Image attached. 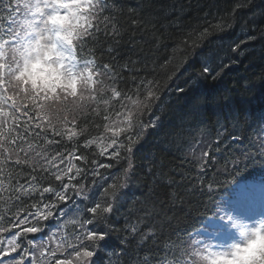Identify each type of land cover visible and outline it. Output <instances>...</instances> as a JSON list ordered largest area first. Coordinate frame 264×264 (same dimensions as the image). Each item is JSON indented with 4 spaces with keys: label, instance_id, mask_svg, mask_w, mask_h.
I'll return each instance as SVG.
<instances>
[{
    "label": "snow or ice",
    "instance_id": "snow-or-ice-1",
    "mask_svg": "<svg viewBox=\"0 0 264 264\" xmlns=\"http://www.w3.org/2000/svg\"><path fill=\"white\" fill-rule=\"evenodd\" d=\"M0 4L9 11L13 8L9 0ZM247 6L246 0H233L228 14L216 24L206 21L189 32L179 15L159 23L160 17L147 10L153 7L151 0L135 5L129 0H25L28 11L22 23L14 27L11 19L7 25L0 23V264H124L120 245L104 251L112 240L106 239L103 228L97 231L94 222L112 214L118 197L132 183L139 146L150 130L162 126L160 102L176 77L177 53L187 57L197 47L196 31L204 40L213 31L230 29L236 14ZM137 30L139 39H135ZM45 34L47 44L42 43ZM168 41L174 43L170 46ZM125 43L131 49L126 55L120 50ZM244 43L237 42L231 52L243 55ZM57 47L62 48L61 55L68 51L73 58L68 75L55 85L36 86L32 70ZM169 47L170 54H163ZM234 63L231 57L227 62L223 56L214 59L211 52L192 62L187 90L176 89L181 96L188 94L185 109L166 133L173 143L165 148L187 147L181 163L197 170V179L207 184L210 193L213 185L224 184L217 177L228 173L226 162L205 180L207 169L218 163L211 153L220 151L222 144L239 147L255 131V108L239 101L216 108L209 103L215 91L205 85L218 81ZM260 108L256 123L262 131L255 155L264 157V102ZM252 157L253 153L240 150L230 163L237 169ZM157 167L149 162L145 171L152 174ZM106 173L108 180L93 193ZM175 183L174 176L156 172L141 194L142 216L124 226L130 234L155 209L161 185ZM74 195L85 203L86 215L65 220L46 243H34L29 237L41 231V222ZM176 198L174 191L167 197ZM149 240L160 244L163 255L147 252L133 264H174L169 254L176 255L175 241L162 238L154 227L145 229L138 243ZM126 243L127 237L120 241ZM250 244L251 240L236 245L230 256L212 254L206 259L210 264L216 260L234 264ZM98 252L103 258H97ZM262 262L264 253L254 264Z\"/></svg>",
    "mask_w": 264,
    "mask_h": 264
},
{
    "label": "trees",
    "instance_id": "trees-1",
    "mask_svg": "<svg viewBox=\"0 0 264 264\" xmlns=\"http://www.w3.org/2000/svg\"><path fill=\"white\" fill-rule=\"evenodd\" d=\"M138 2L140 0H129L132 5ZM232 3L233 0H151L153 7L147 10L160 17L159 23H166L167 20L179 15L183 21L184 31L189 32L202 28L206 21L216 24L221 17L228 14V9ZM246 3L248 6L242 8L236 14V19L230 29L213 31L204 40L198 39L199 31H196L194 39H197V47L190 49L187 57L177 53L176 63L179 66L176 68V77L170 85L171 90L165 93L160 102L159 114L162 117V126L156 130H150L148 136L139 146L137 150L139 163L133 174L132 183L118 197L112 214L107 220L101 219L94 222L97 231L103 228L108 233L106 239L114 240L110 242L111 247L106 248L104 251L107 249L112 251L116 244L120 245L124 264H133V261L138 260L147 252L163 255V250L158 242L154 243L149 240L148 242L138 243L140 234L145 229L154 227L162 238H171L174 241L180 235V232L190 229L203 215L211 211L212 202L227 189L230 183L262 170L260 168L261 164H264V157L256 156L255 153L259 145L260 132L257 134V131L261 128L256 121L262 110L260 104L264 102V15H262L264 13V1L246 0ZM248 20L252 21V27L256 31L247 26ZM169 31L176 35L175 29L170 28ZM246 32V36L242 38L241 35ZM259 32H262V34ZM248 37H251V39H248ZM139 38V30H137L135 39ZM100 39L103 42L105 38L101 36ZM124 39L130 41L131 37L125 36ZM237 39L246 40L241 50L243 55L232 53L230 49L227 50L226 54L223 51L214 52L215 46H221L225 43L232 44ZM168 43L171 46L174 42L168 41ZM120 50L125 55L131 51L128 43L122 44ZM161 51L163 52V49ZM170 52L171 47H169L168 52L163 54L167 55ZM209 52L213 54L214 59L222 55L226 62L229 57L236 61L225 70L218 81H208L205 85V87L215 91L209 101L213 108L239 101L246 108H255L256 110V116H252L255 131L252 133L250 140L245 141L239 147L232 144H222L220 151L211 153L212 156L219 153V156L216 155L215 158L218 163L207 169L205 180L211 179L215 175V167L228 162V173L217 177L224 184L213 185L214 190L211 193L208 191L207 184L201 185L197 179V170L187 162L181 163L184 160L187 147L181 149V151H176L174 148H165V144L173 143L172 137L166 135V133L178 121L185 109L188 98V94L181 96L176 89L184 87L187 90L186 81L189 79V72L192 71V62H198L201 54ZM181 60H187L188 63L180 64ZM212 119H215V117L213 116ZM240 150L249 151L253 153L254 157L234 169L230 161L233 154L239 155ZM161 161H163L162 164ZM149 162L159 166L153 169L152 174L145 171V167ZM157 171L174 176L176 183L161 185L159 189L161 198L155 201V209L150 215L144 217L146 223L142 224L135 234H130L124 226L135 224L142 216L143 208L139 202L141 194L147 190V185L152 182ZM173 191L177 193V198L170 201L167 197ZM133 201H136L135 205ZM133 207L134 211L131 210ZM84 208L85 203H82L80 207L81 215H86ZM125 237H127L126 246L120 244V241ZM115 250L119 251V249ZM153 258L155 259V256ZM145 263L143 262V264Z\"/></svg>",
    "mask_w": 264,
    "mask_h": 264
},
{
    "label": "rangeland",
    "instance_id": "rangeland-1",
    "mask_svg": "<svg viewBox=\"0 0 264 264\" xmlns=\"http://www.w3.org/2000/svg\"><path fill=\"white\" fill-rule=\"evenodd\" d=\"M260 1L262 2L264 0H260ZM24 4H25V0H13V8H12V11H14L13 16L17 17V19H15L13 21V23L15 25L23 22L24 14L28 11L27 8L24 7ZM247 26H249L254 31H256L252 27L253 23L251 20L250 21L248 20ZM259 33L262 34V32H259ZM246 34H247V32L243 33L242 37L246 36ZM48 39H49L48 34H45V38L42 41V43L47 44ZM239 41H241V40L239 39L237 41H234L233 44L225 43V44H222L221 46H215L214 52L223 51L224 54H226L227 50H229V49L231 50V48ZM243 41L246 42V40H244V39H243ZM243 45H242V49L244 47ZM60 53H61V51L55 52L54 50H52L51 53L49 55H47L46 57H44L42 59L41 63H39L32 70V77H33V80H34V83L36 86L54 85L53 84L54 80L57 84V81H61L63 77H66L68 75L69 68H70L71 64L74 62L73 58L69 55V53L67 55L64 52L62 53V55ZM221 56L222 55H220V57ZM80 68H83L82 64H80ZM108 178H109V174H105V177L103 180H97V186L99 189L104 185L105 181H107ZM93 189L94 188H92V190ZM252 192L254 194H257V196L254 199L256 201H253L252 203L248 202L249 209L250 210L258 209L264 213L263 203L261 204V202H257L258 200L259 201L262 200L264 202V199L261 195V192L256 190V189H254ZM263 193H264V191H263ZM75 197H76V200L81 199L80 197H77V196H75ZM229 203H230L229 201H227V202L223 201V203H221L218 206L217 212L224 214L225 216H223V218H226V219L231 218L232 219V226H234L238 232V237H237V239H235V241L233 243L234 245L230 249L224 248V247H218L217 245L212 244V243L200 245L196 248V250H197L196 251V257H195L196 264H210V261L208 259H206V257H209L212 254H225V255L230 256L234 247L236 245H241L238 243V238L240 237V234L242 232L247 231V228L250 224L257 222L258 220H260L264 217V215L260 216V215L252 214V212L250 210H248V208L242 209L239 206L229 205ZM236 203L239 205H241V204L245 205L244 199H239ZM71 207H72V204L67 202L62 206V208L60 210H61V212H64ZM70 212H72L71 209H70ZM218 216H219V214H218ZM216 235L219 236L218 233ZM192 245H193L192 241L189 242V248H190L189 252L191 251ZM187 260L188 259H185L184 263ZM187 264H194V263L187 262ZM262 264H264V262H262Z\"/></svg>",
    "mask_w": 264,
    "mask_h": 264
},
{
    "label": "clouds",
    "instance_id": "clouds-1",
    "mask_svg": "<svg viewBox=\"0 0 264 264\" xmlns=\"http://www.w3.org/2000/svg\"><path fill=\"white\" fill-rule=\"evenodd\" d=\"M264 218L248 226L247 231L242 232L238 238V243L243 245L251 240L248 251L241 254L234 264H254L258 261L259 255L264 253ZM255 233V235H253ZM213 264H229L227 260H216Z\"/></svg>",
    "mask_w": 264,
    "mask_h": 264
},
{
    "label": "bare ground",
    "instance_id": "bare-ground-1",
    "mask_svg": "<svg viewBox=\"0 0 264 264\" xmlns=\"http://www.w3.org/2000/svg\"><path fill=\"white\" fill-rule=\"evenodd\" d=\"M114 241V240H113ZM113 241H111V242H113Z\"/></svg>",
    "mask_w": 264,
    "mask_h": 264
}]
</instances>
